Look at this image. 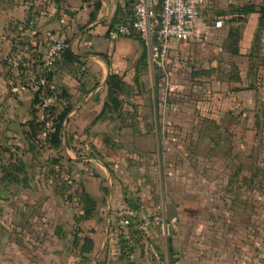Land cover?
I'll list each match as a JSON object with an SVG mask.
<instances>
[{
    "label": "crops",
    "instance_id": "obj_1",
    "mask_svg": "<svg viewBox=\"0 0 264 264\" xmlns=\"http://www.w3.org/2000/svg\"><path fill=\"white\" fill-rule=\"evenodd\" d=\"M262 7L205 0V40L171 43L166 92L136 35L109 37L130 2L0 0V264H264ZM57 40L76 64L44 67ZM41 62L71 108L57 149L28 137ZM137 206L176 222L129 257L116 213Z\"/></svg>",
    "mask_w": 264,
    "mask_h": 264
},
{
    "label": "built area",
    "instance_id": "obj_2",
    "mask_svg": "<svg viewBox=\"0 0 264 264\" xmlns=\"http://www.w3.org/2000/svg\"><path fill=\"white\" fill-rule=\"evenodd\" d=\"M132 4V19L118 25L109 35L116 40L121 37L136 35L147 47V61L155 70L159 71L164 79L165 91L171 92L174 88L167 79V53L173 41L202 43L204 34L195 30V23L199 18L200 6L205 0H122ZM62 24L64 22L60 21ZM216 28H222L223 22L216 20ZM62 41L57 40L48 50L43 64L49 66L53 61L60 59ZM18 76L13 70L10 80ZM39 85H45L43 80ZM50 99L43 101L46 107ZM46 125L41 138L46 137ZM116 218L119 224V235L127 247L133 246L134 235L148 239L155 231L166 232L176 222V219H166L160 214H148L143 206L136 208H122ZM157 256L156 250H154Z\"/></svg>",
    "mask_w": 264,
    "mask_h": 264
},
{
    "label": "trees",
    "instance_id": "obj_3",
    "mask_svg": "<svg viewBox=\"0 0 264 264\" xmlns=\"http://www.w3.org/2000/svg\"><path fill=\"white\" fill-rule=\"evenodd\" d=\"M258 13L260 14V24L264 27V7L260 8ZM62 46L60 59L68 63L76 64L77 58L70 52L68 45L62 42ZM40 80H43L45 85H39ZM49 81V72L43 67L41 62L38 64V69L36 70L32 83L28 84V88L33 93L32 122L29 125L28 137L33 143L43 144L57 149L60 147L64 123L71 108L69 106L63 108H57L55 106L54 96L49 89ZM45 99L51 100V103L46 107L43 106ZM46 125L49 128L46 131V137L42 139L41 133L45 130Z\"/></svg>",
    "mask_w": 264,
    "mask_h": 264
},
{
    "label": "rangeland",
    "instance_id": "obj_4",
    "mask_svg": "<svg viewBox=\"0 0 264 264\" xmlns=\"http://www.w3.org/2000/svg\"><path fill=\"white\" fill-rule=\"evenodd\" d=\"M261 193H258V191L256 192V197H257V203H258V206H257V208H256V212L257 213H262L263 212V209H262V203L264 202L263 200V198H262V196L260 195ZM253 212V211H252ZM117 214V213H116ZM149 214V213H148ZM244 222V224L247 222V221H243ZM257 223H259V225H262V224H264V222H262V221H257ZM258 225V226H259ZM115 230H116V235H117V237H118V239L120 240V242L122 243V245H123V247L125 248V250L126 251H128L130 254H129V257L131 256L132 257V255H133V253H132V250H133V248L136 246V244H137V240L138 239H140V240H144V239H142V238H140L139 236H137V235H134V240H133V246L132 247H127L125 244H124V241L121 239V237H120V235H119V232H120V229H119V224H118V220H117V223H116V227H115ZM148 239H145L144 241L146 242ZM199 255V254H198ZM206 256H208L209 257V259L206 257ZM211 256H213L214 258H213V260L212 259H210V258H212ZM216 257H217V255L216 254H214V253H206V255L205 254H203V258L202 259H199L197 262H195V264H214L215 262V259H216ZM237 262L236 263H234V264H246V262H245V260H244V258H242L241 257V255H240V257L239 258H237ZM226 262V264H233V262L231 261V260H229L228 262H227V260H225ZM220 264V263H219Z\"/></svg>",
    "mask_w": 264,
    "mask_h": 264
}]
</instances>
